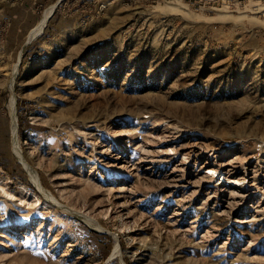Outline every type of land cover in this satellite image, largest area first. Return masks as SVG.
Wrapping results in <instances>:
<instances>
[{
	"label": "rangeland",
	"instance_id": "374dc122",
	"mask_svg": "<svg viewBox=\"0 0 264 264\" xmlns=\"http://www.w3.org/2000/svg\"><path fill=\"white\" fill-rule=\"evenodd\" d=\"M0 264H264V0H0Z\"/></svg>",
	"mask_w": 264,
	"mask_h": 264
},
{
	"label": "bare ground",
	"instance_id": "6f19581e",
	"mask_svg": "<svg viewBox=\"0 0 264 264\" xmlns=\"http://www.w3.org/2000/svg\"><path fill=\"white\" fill-rule=\"evenodd\" d=\"M54 11V6L49 8L43 15L41 21L36 25V27L31 31L30 38L35 37L37 34L41 32V30L45 27L47 20L51 16ZM34 179V177H32ZM90 223V221H88Z\"/></svg>",
	"mask_w": 264,
	"mask_h": 264
},
{
	"label": "built area",
	"instance_id": "2783aa9c",
	"mask_svg": "<svg viewBox=\"0 0 264 264\" xmlns=\"http://www.w3.org/2000/svg\"><path fill=\"white\" fill-rule=\"evenodd\" d=\"M260 146H261V144H260Z\"/></svg>",
	"mask_w": 264,
	"mask_h": 264
}]
</instances>
